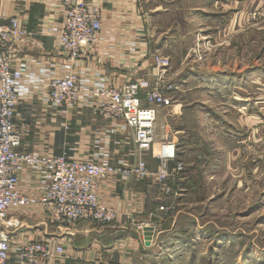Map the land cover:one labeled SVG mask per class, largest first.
<instances>
[{
	"label": "crops",
	"instance_id": "obj_1",
	"mask_svg": "<svg viewBox=\"0 0 264 264\" xmlns=\"http://www.w3.org/2000/svg\"><path fill=\"white\" fill-rule=\"evenodd\" d=\"M177 1L186 12L184 7L191 0ZM102 2L106 14L104 23L115 28V38L110 46L118 51L124 40L139 41L143 45L138 55L133 57L132 66L114 68L112 60L116 55L105 56L97 51L83 58L82 68L90 67L92 73H102L118 87L130 81L140 82L144 98V93L155 86L157 71L152 56L156 53L168 58L172 56L160 45L172 43L168 33H157L158 20L168 14L172 3L169 0ZM192 4L197 6L194 10L198 11L199 18L209 20L210 27L224 32H228L230 27L239 32L249 26L245 22L246 12L258 9L264 0H192ZM0 13L7 18L17 17L29 34L20 44L4 50L14 67L27 63L35 70H58L67 63L57 51L53 37L41 33L42 28L50 29L57 23L58 12L48 5L47 0H0ZM168 77L167 72V80ZM46 92L43 87L41 93L21 99L17 105V129L22 125L31 129L22 150L66 156L77 161L92 160L99 153L108 154L111 163L117 167L131 166L136 162L138 152L127 130L121 126L114 128L111 122L87 108L62 110L46 106ZM253 102L257 105V99ZM177 107L181 110L176 115L173 112L169 115L172 120L183 115V106L179 104ZM165 128L163 136L175 139L169 134L170 127ZM175 132L177 135L185 133L178 129ZM182 137L178 136L183 140ZM161 139L158 136L154 148L156 155ZM142 158L149 170L156 174L160 168L159 159L151 151L144 152ZM174 165L171 163L170 169ZM19 176L20 191L27 196H38L37 179L26 169H22ZM170 181L160 183L123 176H111L101 181L100 201L118 211V218L112 224L83 221L74 227H63L52 223L42 206L11 209L6 220L11 245L15 249L30 241H46L52 246L63 247L64 255L53 264H199L197 252L202 242H206L205 261L215 264L218 248H222L224 242H230L228 238L219 242V235L232 234L218 231L197 217H193L190 227H181L178 212L173 210L169 214L162 211L165 206L163 188L180 189L183 193L180 196L185 198L188 187H192L186 183L185 177ZM147 227L154 228L149 244L144 233ZM9 264H15L14 256Z\"/></svg>",
	"mask_w": 264,
	"mask_h": 264
},
{
	"label": "built area",
	"instance_id": "obj_2",
	"mask_svg": "<svg viewBox=\"0 0 264 264\" xmlns=\"http://www.w3.org/2000/svg\"><path fill=\"white\" fill-rule=\"evenodd\" d=\"M47 3L58 12L57 23L48 30L42 28L41 33L53 37L57 51L67 60L58 70H35L27 63L14 67L4 50L20 44L29 34L17 17L7 18L0 13V264H9L12 256L15 264H53L65 253L63 247L46 241H30L13 249L6 226L9 210L42 206L48 219L63 227H74L83 221L112 224L118 218V211L100 201V182L117 175L126 178L135 175L139 179L155 176L163 181L169 177V162L178 157L177 143L169 139L160 142L157 155L154 151L158 109H170L174 104L170 94L177 90L167 81L170 58L161 54L152 56L157 71L155 86L144 93V98L140 82L114 86L102 73H92L90 67L82 68L83 58L101 51L105 56L116 55L112 60L114 68L132 66V59L143 43L124 40L118 51L110 46L115 28L104 23L102 0H47ZM43 87L47 90L46 106L87 108L111 122L114 128L121 126L132 134L138 154L154 151L161 171L153 174L143 161L117 167L108 154L99 153L92 160L77 161L22 150L31 129L27 125L17 129L16 108L21 99L41 93ZM22 169L37 179L38 196H27L20 191ZM163 192L169 190L163 188ZM161 210L169 207L163 206Z\"/></svg>",
	"mask_w": 264,
	"mask_h": 264
},
{
	"label": "rangeland",
	"instance_id": "obj_3",
	"mask_svg": "<svg viewBox=\"0 0 264 264\" xmlns=\"http://www.w3.org/2000/svg\"><path fill=\"white\" fill-rule=\"evenodd\" d=\"M169 1L157 33L171 39L160 45L172 55L167 81L177 90L170 94L173 106L158 109L155 131L156 141L161 136V142H176L179 155L168 164L169 177L145 179L164 183L186 178L192 187L185 198L180 189L165 188L169 192L163 202L169 210L164 212H178L181 227H190L197 217L232 234L219 235V242H230L218 248L215 264H264V4L246 12L248 27L224 32L199 18L192 0L186 12L177 0ZM179 104L182 117L170 119L172 112H180ZM167 126L175 139L163 136ZM142 155L132 165L143 161L148 168ZM160 171L161 163L156 174ZM207 245L202 242L198 249L199 264L208 263L203 255Z\"/></svg>",
	"mask_w": 264,
	"mask_h": 264
},
{
	"label": "water",
	"instance_id": "obj_4",
	"mask_svg": "<svg viewBox=\"0 0 264 264\" xmlns=\"http://www.w3.org/2000/svg\"><path fill=\"white\" fill-rule=\"evenodd\" d=\"M144 233H145L146 241H147L148 244H149L151 238L153 237L154 228H152V227H147V228H145Z\"/></svg>",
	"mask_w": 264,
	"mask_h": 264
},
{
	"label": "bare ground",
	"instance_id": "obj_5",
	"mask_svg": "<svg viewBox=\"0 0 264 264\" xmlns=\"http://www.w3.org/2000/svg\"><path fill=\"white\" fill-rule=\"evenodd\" d=\"M159 146V149H160V144L158 145ZM158 146H157V151H158ZM167 150H170V149H167ZM159 153V151L157 152V154Z\"/></svg>",
	"mask_w": 264,
	"mask_h": 264
}]
</instances>
